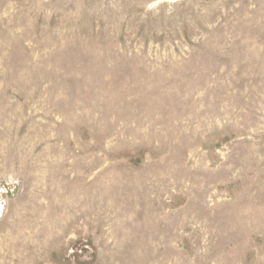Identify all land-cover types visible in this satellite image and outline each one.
<instances>
[{
    "label": "rangeland",
    "instance_id": "rangeland-1",
    "mask_svg": "<svg viewBox=\"0 0 264 264\" xmlns=\"http://www.w3.org/2000/svg\"><path fill=\"white\" fill-rule=\"evenodd\" d=\"M0 264H264V0H0Z\"/></svg>",
    "mask_w": 264,
    "mask_h": 264
}]
</instances>
